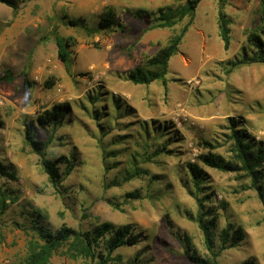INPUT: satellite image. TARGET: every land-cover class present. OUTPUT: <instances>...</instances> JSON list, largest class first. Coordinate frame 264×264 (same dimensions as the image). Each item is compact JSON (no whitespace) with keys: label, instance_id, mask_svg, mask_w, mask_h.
I'll return each mask as SVG.
<instances>
[{"label":"rangeland","instance_id":"rangeland-1","mask_svg":"<svg viewBox=\"0 0 264 264\" xmlns=\"http://www.w3.org/2000/svg\"><path fill=\"white\" fill-rule=\"evenodd\" d=\"M186 2L25 0L15 12L0 2V161L15 174L0 175L10 200L0 216V264L25 263L42 242L35 225L85 232L102 222L129 225L137 242L109 250V236L102 237L92 256L67 243L48 264H264V198L250 175L238 161L221 170L200 159L207 151L236 159V130L252 158L262 156L255 169L264 181V152L257 151L264 150V61L240 62L256 51L252 35L264 49L263 0H200L191 19L158 24L160 10ZM108 6L122 31L98 27ZM71 18L83 24L70 25ZM187 22L165 84L128 78L137 66L157 73L151 58ZM56 35L68 45L69 70ZM7 70L11 81L1 78ZM57 105L66 109L61 121L41 125L38 115ZM27 128L45 143L41 154L28 144ZM59 156L72 165L58 163L61 180L52 185L41 159ZM189 163L202 170L197 185Z\"/></svg>","mask_w":264,"mask_h":264},{"label":"trees","instance_id":"trees-1","mask_svg":"<svg viewBox=\"0 0 264 264\" xmlns=\"http://www.w3.org/2000/svg\"><path fill=\"white\" fill-rule=\"evenodd\" d=\"M25 0H0L1 3L9 6L14 12L17 10L20 3ZM200 0H187L185 5L181 9L174 10L172 7H166L164 11L159 12L160 16L158 17L159 25L171 26L177 20L182 19L184 16L188 15L189 18H192L194 9ZM262 19L264 20V0H263V11H262ZM82 19L80 18H71L67 20V23L70 25H82ZM98 27L104 30H120L124 29L122 22L117 17L114 9L110 6L106 7L99 16ZM218 27L221 39L223 41L224 48L228 47L229 44V35H228V27H227V19L222 9L219 8L218 11ZM188 28V22L183 25L180 31L174 35L168 43L161 48L152 58L150 63L153 68L157 70V73H150L149 75H143L141 73L140 66L135 67L133 70L128 72V78L134 82L138 83H148L150 80L154 78H161L163 84L166 83V79L164 77L168 59L170 56L176 53L178 50V45L181 42V39ZM55 40L58 46V57L63 62L66 70L70 68V57L69 52L67 50V43L64 38L59 35L55 36ZM250 42L256 47V51L251 56L244 55L240 62L249 63L251 61H264V49L262 44L259 41V37L257 35H252L250 37ZM2 79L7 81H11L13 79V74L7 70L1 76ZM45 84H50L49 81H46ZM23 85L24 87H30L31 81L28 77L27 72H23ZM66 112L65 106L57 105L49 111H44L40 115H38L37 120L41 125L46 124H57L63 118ZM25 137L32 148L38 154L42 153L44 150L45 143L37 140L34 136V132L27 128L25 131ZM233 147L235 151L236 159H225L220 154H215L211 151H207L206 153L200 155V159L202 162L210 167L218 168L221 170H235L238 165L237 161L240 162L243 168L248 172L251 177L252 186H254L261 198H264V181L262 182L260 177L257 176L258 169H255L260 163L259 160L262 158L261 155H256L257 159L252 158L250 155V144L243 137L242 134H237L236 130L232 131ZM258 153L264 152L261 147L257 148ZM64 162L67 164L68 169L72 165L71 161L65 156H59L55 159H50L46 157H42L41 165L43 171L46 173L48 181L52 185H57L61 180V171L59 170L58 163ZM188 170L194 179V183L197 185L202 179V170L198 168V166L194 163L188 164ZM0 175L7 176L8 178L14 179L15 174L13 171H10L7 165L0 161ZM9 197L5 190L0 187V216L7 210L9 206ZM36 232L38 234L39 239L42 241L35 246L29 249L27 259L24 264H48L51 256L64 244H69L70 247L75 250L78 254L82 256L93 255L92 251V243L97 242L98 239L102 237H108V248L109 250L114 249L116 247L122 245L134 244L137 242V237L135 233L132 231L129 232V225L123 226H115L109 222H102L98 224L96 227L92 229V231L81 232L75 230L71 227H61L56 232H51L48 229H45L43 226L35 225ZM200 227L205 232L206 235L208 227L206 226V222L201 221ZM237 233L233 235L234 239L237 238ZM207 244H209V238H206ZM189 258L198 261V259L189 255Z\"/></svg>","mask_w":264,"mask_h":264}]
</instances>
